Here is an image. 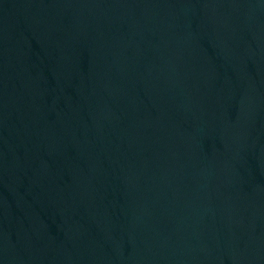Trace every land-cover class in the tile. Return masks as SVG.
I'll use <instances>...</instances> for the list:
<instances>
[{"label": "water", "instance_id": "1", "mask_svg": "<svg viewBox=\"0 0 264 264\" xmlns=\"http://www.w3.org/2000/svg\"><path fill=\"white\" fill-rule=\"evenodd\" d=\"M0 264H264V0H0Z\"/></svg>", "mask_w": 264, "mask_h": 264}]
</instances>
